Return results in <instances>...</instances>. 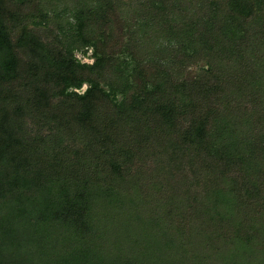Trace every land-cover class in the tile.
<instances>
[{"label":"trees","instance_id":"16d2710c","mask_svg":"<svg viewBox=\"0 0 264 264\" xmlns=\"http://www.w3.org/2000/svg\"><path fill=\"white\" fill-rule=\"evenodd\" d=\"M0 264H264V0H0Z\"/></svg>","mask_w":264,"mask_h":264},{"label":"rangeland","instance_id":"374dc122","mask_svg":"<svg viewBox=\"0 0 264 264\" xmlns=\"http://www.w3.org/2000/svg\"><path fill=\"white\" fill-rule=\"evenodd\" d=\"M76 56L79 59H82L84 63H89V64H92L93 63V60H89L87 58H84L81 53L79 54L78 52H76ZM87 89H88L87 85H84V87L82 88V90L79 91V93L80 94H84L87 91ZM120 97H121V95H119L118 98L120 99Z\"/></svg>","mask_w":264,"mask_h":264}]
</instances>
